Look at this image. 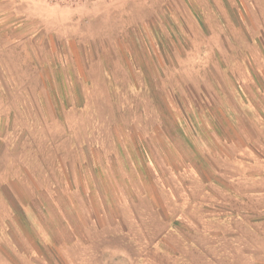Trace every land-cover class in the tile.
<instances>
[{
    "label": "rangeland",
    "instance_id": "1",
    "mask_svg": "<svg viewBox=\"0 0 264 264\" xmlns=\"http://www.w3.org/2000/svg\"><path fill=\"white\" fill-rule=\"evenodd\" d=\"M137 196L174 264H264V0H0V264Z\"/></svg>",
    "mask_w": 264,
    "mask_h": 264
},
{
    "label": "crops",
    "instance_id": "2",
    "mask_svg": "<svg viewBox=\"0 0 264 264\" xmlns=\"http://www.w3.org/2000/svg\"><path fill=\"white\" fill-rule=\"evenodd\" d=\"M143 198L137 196L130 201L109 198L102 215L94 217L84 228L78 221V227L71 228V238L63 235L57 242L56 264H174L176 257H186L185 251L165 249L159 243L165 236L175 240V227L170 226L169 218L153 212L158 208L153 199ZM63 230L60 228L58 232L62 235Z\"/></svg>",
    "mask_w": 264,
    "mask_h": 264
}]
</instances>
